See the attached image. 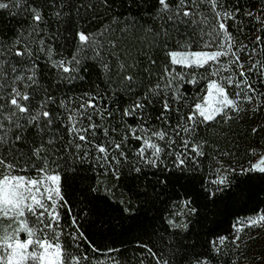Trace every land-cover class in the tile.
<instances>
[{
	"label": "snow or ice",
	"instance_id": "obj_1",
	"mask_svg": "<svg viewBox=\"0 0 264 264\" xmlns=\"http://www.w3.org/2000/svg\"><path fill=\"white\" fill-rule=\"evenodd\" d=\"M117 2L0 0V10L23 17L11 38L0 39V264H92L89 251L100 246L83 227L88 209L73 212L66 193L69 173L80 170L110 177L111 186L88 185L94 198L103 191L111 200L127 182L131 198L114 201L113 219L122 232L135 221L146 237H133L131 256L105 246L109 264H180L188 218L199 209L187 196L178 204L164 199L166 189L213 147L200 126H228L245 105L255 111L264 100L256 87L264 88V56L255 59L264 45V0H245L247 9L239 0H119L138 15L116 11ZM245 19L259 25L247 52ZM250 151L256 159L248 167L220 163L205 199H238L257 181L264 192V151ZM245 223H264V213L234 227ZM239 239L237 232L234 252Z\"/></svg>",
	"mask_w": 264,
	"mask_h": 264
},
{
	"label": "trees",
	"instance_id": "obj_2",
	"mask_svg": "<svg viewBox=\"0 0 264 264\" xmlns=\"http://www.w3.org/2000/svg\"><path fill=\"white\" fill-rule=\"evenodd\" d=\"M236 2L237 0H232V3ZM239 3L245 9L250 7V4L245 0H239ZM114 7L116 11L126 15H138L137 9L132 7L129 10L126 2L121 6L118 0ZM22 19L21 16L12 17L6 11L0 10V39L6 36L11 38L13 30L20 26L18 21ZM228 23L233 30V35L241 43L245 42L240 33L235 31L234 22L229 21ZM244 24V34L248 37L249 43L247 52L251 50V40L259 25L254 20L248 19L244 20ZM257 53L260 54L256 55L255 59L259 60L264 56V45L257 48ZM43 62L42 57L41 63ZM176 67L179 71L180 66ZM200 87H206V82L201 83ZM256 87L264 92V88H260L259 84ZM186 88L187 95L191 97L192 86L188 85ZM195 91H199V88H196ZM229 91L234 93L235 89H229ZM244 107L246 110L241 112L228 126L222 127L220 124L209 122L208 128L200 126L199 129L200 137L206 139L209 145L213 147L219 145V150L227 151L230 155L221 156L218 151L213 150V147L205 146V155L198 158L199 163L194 164L189 160L187 166L190 170L183 175L177 171L166 189L167 196L164 199L167 200L168 197H171V200L178 204L180 199L187 196L195 200L194 206L199 209V216L188 218L192 230L187 232L183 238V244L186 247L179 249V255L184 256V260L180 261V264H187L189 260L194 264L196 259L203 256H208L211 264H233V262L235 264H264V223L253 227H249L245 223L239 229L234 227L238 221H242L245 217L264 213V192L259 191L260 183L254 182V187L235 200L217 199L213 202L205 199L203 191V189L214 187L211 182L216 179L218 175L216 169L220 167L221 162L225 168L229 166L237 169L241 166L248 167L249 163L255 162L256 159L250 150L255 149L257 153L264 151V100L256 106L255 111L251 110L253 105ZM254 127L257 129L255 133L252 132ZM179 150L183 151V149ZM153 171H156L157 175L160 174L155 169ZM97 179L101 185L111 186L110 177L99 172L80 170L74 176L70 172L66 178L68 185L66 193L67 198L74 205L73 212L88 209L89 214L84 219L83 227L91 240L100 246L95 253L89 251V255L93 257L92 264H109V258L113 254L109 253L105 246L127 249V255L131 256L136 244L133 237L140 236V233L134 229L135 221H125V224L133 227L122 232L120 222L113 219L117 215V205L114 201H118L122 193L125 199L131 198L130 193L123 187V184L127 182H122L119 188L114 190L112 199L106 200L103 198L105 195L103 191L99 194L101 198H94V195L87 194L88 185H95ZM132 202L135 203L134 198H132ZM157 207L164 209L165 205L158 204ZM176 210L178 211L179 208ZM148 215H153V211L150 210ZM237 232L240 236L239 247L234 252L233 248L236 246L231 243V240ZM221 236L228 238L223 244L218 240V237ZM140 238L146 239L142 236ZM213 245L221 249L218 256L214 252Z\"/></svg>",
	"mask_w": 264,
	"mask_h": 264
}]
</instances>
